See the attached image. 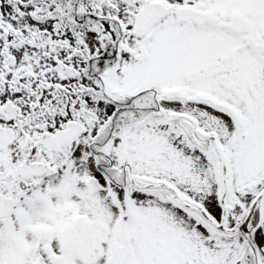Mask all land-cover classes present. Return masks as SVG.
I'll return each instance as SVG.
<instances>
[{"label":"snow or ice","instance_id":"6c2138e0","mask_svg":"<svg viewBox=\"0 0 264 264\" xmlns=\"http://www.w3.org/2000/svg\"><path fill=\"white\" fill-rule=\"evenodd\" d=\"M0 264H264V0H0Z\"/></svg>","mask_w":264,"mask_h":264}]
</instances>
